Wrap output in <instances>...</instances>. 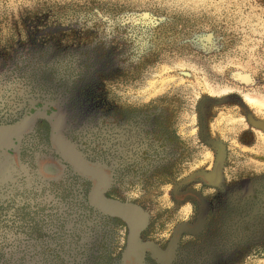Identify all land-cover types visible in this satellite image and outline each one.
Segmentation results:
<instances>
[{"label":"rangeland","instance_id":"1","mask_svg":"<svg viewBox=\"0 0 264 264\" xmlns=\"http://www.w3.org/2000/svg\"><path fill=\"white\" fill-rule=\"evenodd\" d=\"M47 100L171 257L127 260L128 224L86 203L39 116L0 158V264H264V0H0V126Z\"/></svg>","mask_w":264,"mask_h":264},{"label":"water","instance_id":"2","mask_svg":"<svg viewBox=\"0 0 264 264\" xmlns=\"http://www.w3.org/2000/svg\"><path fill=\"white\" fill-rule=\"evenodd\" d=\"M45 118L49 120H54L53 122V132L51 139L53 143L58 147L57 141L63 142V145L65 144L64 148H68L71 152L72 155L68 153V150L66 149V154L64 153L65 151L62 149L61 146H59V150L65 154V157L68 159V161L82 174L85 175H91L93 177H97L98 171L95 170V167L90 166L80 155L79 153L75 150V148L67 142L63 136H62V130L60 128L61 125V120L58 115H51V116H46L45 113H42ZM252 124L260 127L264 130V127H261L260 125H264L263 123L260 122H255L251 120ZM22 124V123H21ZM260 124V125H259ZM18 125V124H17ZM10 126V127H1L2 129H7L11 130L10 128H14L15 126ZM64 151V152H63ZM221 158L222 156L220 155L217 163L215 165L214 171L212 173H215L218 169L221 171ZM83 164V165H82ZM86 165V166H85ZM95 170V171H94ZM208 173L204 175V178L207 182L211 184H217L219 180L221 179V174L220 178L216 180L215 182H211L208 178V175L212 174ZM102 182H99V185H101ZM98 191L95 192V202L102 208L103 211L116 216L120 219H122L124 222L128 224L129 227V241H128V248L126 250V258L129 262H139L141 255L144 251L150 250L155 257L156 260L160 262L167 261L171 257V252L173 248V244L171 243L170 246L165 250L161 251L157 249L154 245L152 244H139V235L141 230L144 228L147 218L144 214V212L139 208L134 205H129V204H123L120 202L108 200L105 198H101L98 196ZM202 214L199 216V219L197 221V224L193 227H185L183 225L179 226L175 232V235L178 236L180 231L183 229L188 230V231H195L197 228L201 226L202 222Z\"/></svg>","mask_w":264,"mask_h":264},{"label":"flooded vegetation","instance_id":"3","mask_svg":"<svg viewBox=\"0 0 264 264\" xmlns=\"http://www.w3.org/2000/svg\"><path fill=\"white\" fill-rule=\"evenodd\" d=\"M42 113H45V115L48 117L51 115H55V114L58 115L60 117V120H61L60 128H61V130H63V126H64L63 125V113L61 111V108L57 106L55 101L47 100V101H43L41 103L32 102L29 104L28 109L26 110V112L22 116V118L19 120V122L17 121L13 124L5 125V127H10V126H14V125L18 124L17 126H15L14 128H10L11 130H7V129L0 130V132L2 131L0 133V139L2 138L0 140V155H1L0 158L2 157L3 159L7 160V157L11 156L12 154H16L18 152L20 137L31 128V126L33 125V123L35 121L34 120L35 118H37L39 116L44 117V115ZM39 118H41V117H39ZM43 119L46 122L47 126L49 125V127H50V141L52 142L51 136H52V132H53L52 126H53L54 120H49L47 118L45 119V117ZM0 127H2V126H0ZM19 128H21V129H19ZM9 134H12V135H9ZM8 137H9V140H8ZM6 139H7V141H5ZM1 142H7L8 145L2 144ZM57 143L59 144L58 147L61 146L62 149L65 151V152L63 151L65 154H66V149H67L68 153L72 155V152L68 148H66V149L64 148L65 144L63 145V142L58 140ZM52 144H53V147H55V148L57 147L53 142H52ZM62 155H64V154H62ZM88 164L92 167H95V170L98 171L97 177L82 174L73 165L72 166L83 177L85 176L84 179L89 185V189H88V193H87V197H86V203L93 210H98V211H101L102 213H104L102 208L100 206H98V204L95 202V199H96L95 198V192L98 191L99 192L98 196H100L101 198L102 197L105 198L103 193L108 186L109 174L102 167L94 166L91 163H88ZM46 167H47L46 171H48V170L57 171L58 170V167L53 165V164L50 167H48V165H46ZM99 174H100L101 179L98 178ZM99 182H102L101 185H99ZM259 196H261L260 198H261L262 203H263L262 209H261V217H262V221L264 223V180H263L262 185H261V192L259 193ZM105 199H107V198H105ZM117 218L118 217H116V219ZM117 220L121 221L120 218H118Z\"/></svg>","mask_w":264,"mask_h":264},{"label":"bare ground","instance_id":"4","mask_svg":"<svg viewBox=\"0 0 264 264\" xmlns=\"http://www.w3.org/2000/svg\"><path fill=\"white\" fill-rule=\"evenodd\" d=\"M18 129V128H17ZM19 129H21V128H19ZM0 130H3L1 127H0ZM2 132V131H1ZM0 132V133H1ZM15 133V132H14ZM17 133V132H16ZM9 135H12V134H9ZM15 135V134H14ZM2 139V138H1ZM0 139V140H1ZM8 140H9V137H8ZM5 141H7V139L5 140ZM2 144H7V142H1ZM8 145V144H7ZM5 146V145H4ZM64 154V153H63ZM65 155V154H64ZM83 165V164H82ZM86 166V165H85ZM220 174H221V171L218 169L215 173H212V174H210V175H208V178H209V180L211 181V182H215L216 180H218L219 178H220ZM98 178H100L101 179V177H100V174H99V177ZM103 179V178H102Z\"/></svg>","mask_w":264,"mask_h":264}]
</instances>
